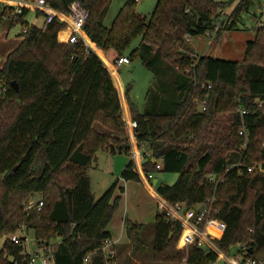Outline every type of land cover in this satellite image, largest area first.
I'll return each instance as SVG.
<instances>
[{
  "label": "trees",
  "instance_id": "1",
  "mask_svg": "<svg viewBox=\"0 0 264 264\" xmlns=\"http://www.w3.org/2000/svg\"><path fill=\"white\" fill-rule=\"evenodd\" d=\"M46 1L62 12L78 1L88 12L83 31L96 49L113 50L129 62L139 57L158 78L157 102L168 108L164 111L138 112L124 92L137 124L136 142L144 148L143 172L178 173L175 183L156 184L158 197L195 210L213 199L209 216L225 225L213 245L264 264V22L253 27L254 39L238 62L195 55L188 43L211 33L217 39L220 14L236 0H157L148 18L136 13V0H127L109 26L104 20L111 0ZM251 2L237 0L226 28H234ZM29 15L11 21L22 39L0 70L7 88L0 99V241L5 237L0 264L26 260L23 248L9 239L23 226L33 230L38 246L61 239L51 248L53 264H108L104 242L112 240L107 228L121 197L112 185L96 200L88 170L96 152L109 151L111 144L131 155L119 95L97 53L70 43L61 22L41 29L27 21ZM137 38V47L130 48ZM120 177L140 180L130 158ZM35 196L41 208L25 210ZM124 224L133 250L145 247L147 225L126 218ZM151 225L153 262L225 264L196 245L182 261V229L163 211H156Z\"/></svg>",
  "mask_w": 264,
  "mask_h": 264
},
{
  "label": "rangeland",
  "instance_id": "2",
  "mask_svg": "<svg viewBox=\"0 0 264 264\" xmlns=\"http://www.w3.org/2000/svg\"><path fill=\"white\" fill-rule=\"evenodd\" d=\"M126 1L127 0H111L109 11L104 20V24L106 26L111 24L119 8L123 6ZM156 2L157 0H137L135 2V11L141 17L148 18L151 15ZM236 2L237 0L231 6L224 8L221 12L220 15L223 17V21L220 25L223 30L217 39L213 38V33L210 35H199L188 39L189 46L195 55H212L214 57L238 62L243 59L247 42L254 39L253 27L262 25L264 22V0H252L247 9L241 13L239 19L234 25V28L228 29L226 28L230 22L228 15ZM27 21L29 23L35 21L32 13L28 16ZM19 31L20 28L18 26L10 28V22L8 20L0 22V57L2 60L0 67H2L5 62L7 55L17 47L22 39L19 36ZM138 44L139 38L132 42L130 48L133 49L137 47ZM97 55L102 60L103 64L108 68L112 81H114L115 84L120 85L121 89H123L122 93H118L121 107H125L124 105L126 99L124 92L127 90V99L135 106L138 112H161L168 109L166 106H160V104H158L157 99L159 98L158 95L160 93L159 80L156 78V75L143 64L141 58L137 57L120 67L111 68L116 58V53L113 50H108L106 52L98 50ZM111 70L115 71V75L112 74ZM122 130L124 135L127 136L126 141L129 143L130 141L127 132L124 128ZM110 153L111 154H109V152H102V149L97 151L93 164L88 170L91 191L96 200L100 198L112 185H116L114 194L121 197L118 208L109 223L108 229L115 238H119L118 241L126 239V242L120 245L117 243L115 244L113 239L111 240L112 246L106 248L107 253H110L109 255L111 256L109 263L162 264L153 262L150 256V245L153 238V227L151 223L154 221L157 202L143 186L144 183L141 180L124 181L120 177L121 171L130 157L126 155L123 150H117L114 153ZM101 155H107L109 159H114L113 163L116 170L113 174L110 169L112 162L110 160L105 161ZM122 163L123 165H121ZM152 176L153 178L147 182L151 187L154 179L157 180V184L164 183L171 185L177 180L178 173L155 171L152 172ZM121 187L123 188V192L120 191ZM37 198L38 196H35V199ZM125 218L132 221L140 220V222H143L141 224L147 225L145 231H143L144 241L147 244L145 247H136V250H133V244L128 238L125 230ZM23 231L22 232L25 233L28 238V241L25 244L26 250H35L37 245L34 239L33 230L23 228ZM21 236L24 237V235ZM4 240L5 237H3L0 241V250ZM60 240L61 239L58 237L52 238L50 240V245H55ZM181 251L185 254L182 261H185L188 251ZM221 261L224 262L223 260Z\"/></svg>",
  "mask_w": 264,
  "mask_h": 264
},
{
  "label": "built area",
  "instance_id": "3",
  "mask_svg": "<svg viewBox=\"0 0 264 264\" xmlns=\"http://www.w3.org/2000/svg\"><path fill=\"white\" fill-rule=\"evenodd\" d=\"M137 1V0H136ZM24 12L33 13L34 23H39L38 26L41 29H46V27L57 20L65 25V28L69 30V42L77 43L81 42L84 45L85 52L89 53L94 51L98 54L97 49L94 47L93 43L90 42L89 38L83 31L84 23L88 17V12L83 8L78 1H72L68 7L67 12L59 11L53 8L46 0H0V19L3 21H11L17 16ZM220 23L216 24L215 30L218 28ZM210 35V34H208ZM0 57V63H1ZM128 58L125 56L116 57L111 68H116L125 63H128ZM107 68V67H106ZM1 70V67H0ZM108 70V68H107ZM109 71V70H108ZM210 87V85H208ZM5 82L0 78V99L6 94ZM201 111H204L205 100L201 102ZM245 111L241 110V114ZM137 127L136 121L131 119L130 115L123 114V128L127 132L129 143L131 148L130 159L134 164V171L140 175L146 182L153 178L152 174H145L142 167V150L135 138V129ZM241 133V132H240ZM127 137V136H126ZM134 149V150H133ZM160 163L156 162V169H160ZM252 168H248L250 171ZM208 181L211 183L215 182V176L209 175ZM213 200H207L203 207L195 209H186L183 204L176 203L174 205L159 199L157 201V208L159 211H163L168 220L177 221L182 229L181 235L179 237V249L189 251L190 247L196 245L198 247L204 248L213 252L216 255L217 260H223L225 264H255L256 261L253 259H244L242 253H236L233 255H228L217 249L213 243V239H218L221 237L225 225L214 218H210V210L212 208ZM42 206V201L40 198L35 199L32 197L28 199L24 204L25 210H39ZM206 217V218H205ZM205 223L202 229H200L199 224L204 220ZM212 225L218 231H220L219 236H215L207 231V226ZM24 228V227H23ZM23 228H20L18 232L9 236V239L15 245H19L23 248L22 254L26 256V262L28 264H53L50 258V252L52 246L50 244L40 245L33 251H27L25 244L28 241L25 233H23ZM23 231V232H22ZM21 235H24L22 237ZM112 246L111 240H106L104 242V251L107 255L108 261L110 262V253H107L106 248ZM241 247V246H240ZM242 250L244 247L241 248ZM245 254V253H244ZM88 256L84 257V262H87ZM108 262V264H110ZM11 264H19L17 260H14ZM210 264H216L212 262Z\"/></svg>",
  "mask_w": 264,
  "mask_h": 264
},
{
  "label": "crops",
  "instance_id": "4",
  "mask_svg": "<svg viewBox=\"0 0 264 264\" xmlns=\"http://www.w3.org/2000/svg\"><path fill=\"white\" fill-rule=\"evenodd\" d=\"M120 67V66H119ZM112 71V70H111ZM112 74L113 75H115V71H112ZM113 83H114V81H113ZM114 85H115V87H116V89H117V92L119 93V92H123V89H121V87H120V85H118V84H115L114 83ZM125 107L123 108V106H122V109H123V114L124 115H128L129 114V112H128V106H127V103L125 102V105H124ZM117 150H122V149H119V147H115V150H114V152L115 151H117ZM134 150V149H133ZM130 151H131V147H130ZM102 152H109V154H111L110 153V150L108 151V150H105V149H102ZM113 152V153H114ZM104 159H105V161H108V160H110L112 163H111V165H110V169H111V173L113 174L114 172H115V170H116V167H115V165H114V159H109V157L107 156V155H101ZM128 162V161H127ZM127 164V163H126ZM125 164V165H126ZM121 165H123V163L121 164ZM124 165V166H125ZM124 168V167H123ZM123 170V169H122ZM140 177V180L144 183V187L149 191V193L153 196V198L155 199V201L157 202L160 198L158 197V195L155 193V186H150L141 176H139ZM157 184V183H156ZM157 204V203H156ZM158 209H157V206H156V211H157ZM156 213V212H155ZM155 217V216H154ZM130 221H132V220H130ZM132 222H138V223H143V222H140V220H134V221H132ZM123 224V223H122ZM212 226V225H211ZM108 227H109V225H108ZM108 229V228H107ZM207 231L208 232H210L211 234H213V235H219L220 234V231H218L216 228H214V227H212V229L210 228V227H208L207 226ZM108 232L110 233V235H111V238L115 241V244L117 243V244H120V245H122V244H124V242H126V239L125 240H123L122 241V239L121 240H119L118 241V239L117 238H115L112 234H111V232L109 231V229H108ZM140 264V263H139Z\"/></svg>",
  "mask_w": 264,
  "mask_h": 264
},
{
  "label": "water",
  "instance_id": "5",
  "mask_svg": "<svg viewBox=\"0 0 264 264\" xmlns=\"http://www.w3.org/2000/svg\"><path fill=\"white\" fill-rule=\"evenodd\" d=\"M12 86L14 87V89H16V85H15L14 82L12 83ZM119 149H121V146H119ZM114 150H115V147H114L113 144H111V145H110V152H114ZM153 161L155 162V160H153ZM156 183H157V180L154 179V180L152 181V186H156ZM23 264H28V263H27L26 261H23Z\"/></svg>",
  "mask_w": 264,
  "mask_h": 264
}]
</instances>
